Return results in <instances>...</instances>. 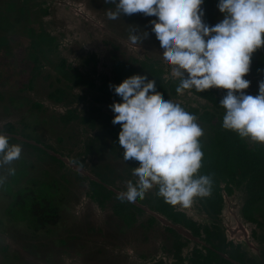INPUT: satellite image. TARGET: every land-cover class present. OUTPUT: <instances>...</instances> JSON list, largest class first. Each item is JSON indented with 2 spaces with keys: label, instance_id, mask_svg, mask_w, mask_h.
Listing matches in <instances>:
<instances>
[{
  "label": "rangeland",
  "instance_id": "1",
  "mask_svg": "<svg viewBox=\"0 0 264 264\" xmlns=\"http://www.w3.org/2000/svg\"><path fill=\"white\" fill-rule=\"evenodd\" d=\"M28 3L36 23L42 25L53 42L51 50L45 48L44 55H40L42 67L33 87L24 88L19 100L8 97L17 94L18 89L8 83H0V91L5 96L0 98V132L14 138L10 143L22 146L20 159L34 161L36 169L29 170L25 178L45 181L53 177L64 183L67 190L59 187L60 222L43 231H35L26 221L14 220L6 214V207L13 201L0 187V264H172L169 250L177 235L189 239L181 250L182 257H188L191 250L196 246L200 248L204 241L191 238L181 226H173L157 217L158 222L149 226L148 215L154 213L143 206L145 213L136 224L127 227L109 208L101 210L89 199L86 185L71 175L74 170L95 180V172H100L112 180L120 195L127 192L126 186L133 179L134 172L123 158H115L109 153V139H97L93 150L85 149L86 137L104 129L99 124L101 118H98L93 131L88 130V124L79 121L65 124L59 119L69 110L89 115L100 109L102 115L114 116L109 105L120 100L103 93L99 86L104 81L110 84L114 79L112 61L116 56L127 61L133 58L157 61L163 68V77H172L170 66L164 63L163 53L154 37H144L136 45L129 39L134 30L142 37L145 32L150 34L152 25L158 22L143 13L122 15L111 20L107 11L114 10L115 5L105 3V0H28ZM217 4L201 6L203 20L209 26L215 25L221 17ZM3 35L4 31L0 30V37ZM21 37L18 41L10 39L9 43L0 44V57L10 59L19 47L27 48L31 39L24 33ZM27 53L22 52V56ZM260 54H264V48L257 50L253 57L257 59ZM61 60L70 66L71 73L80 75L77 85L73 81L67 82L65 87L64 81L57 82L61 76L57 70ZM245 79L250 81L245 92L255 96L259 83L264 80V72L259 75L250 68ZM85 82L94 83V87H88ZM56 87L65 89L62 103L47 96ZM213 89L222 97L226 94V90ZM170 100L181 106L210 108L206 101L188 91ZM25 143L50 147L46 148L47 152L61 158L65 166L61 169L47 156L37 157ZM20 159L0 169V174L7 175V167L16 169ZM78 160H83V165H78ZM62 175L65 179L61 178ZM23 180L19 179L18 184L24 183ZM223 195V210L216 218L207 212L201 198L196 199L190 208H177L217 233L219 240L239 245L248 264H264V204L256 216L262 226H257L242 216L241 207L246 197L242 189H234L231 196ZM167 227L177 234L168 232Z\"/></svg>",
  "mask_w": 264,
  "mask_h": 264
},
{
  "label": "clouds",
  "instance_id": "2",
  "mask_svg": "<svg viewBox=\"0 0 264 264\" xmlns=\"http://www.w3.org/2000/svg\"><path fill=\"white\" fill-rule=\"evenodd\" d=\"M115 5L107 16L115 20L122 15L143 13L153 31L142 37L135 30L129 39L136 45L142 38L154 37L178 79L177 94L185 90L197 93L209 89L226 90L220 100L225 110L222 128L241 139L264 146V80L257 95L247 94L250 81L245 79L253 54L264 48V0H218L222 18L213 26L204 22V0H105ZM110 90L120 102L109 105L114 113L113 125L119 124V147L126 165H136L135 183L119 203L135 206L156 189L167 204L190 208L198 198L210 196L212 178L202 174L203 128L196 115L180 104L157 94L156 84L137 75L125 78ZM0 132V169L21 157L22 146L10 143ZM0 174V187L14 167Z\"/></svg>",
  "mask_w": 264,
  "mask_h": 264
},
{
  "label": "trees",
  "instance_id": "3",
  "mask_svg": "<svg viewBox=\"0 0 264 264\" xmlns=\"http://www.w3.org/2000/svg\"><path fill=\"white\" fill-rule=\"evenodd\" d=\"M217 2L218 0H204L202 6L209 3L213 5ZM31 12L28 0H0V30L5 33L0 37V44L9 43L10 39L18 41L22 38V33L31 39L29 46L27 48L19 47L18 52L12 58L0 57V83H8L18 89L17 94L8 96L18 100L21 98L20 93H23L24 88L31 89L33 87L42 67L40 55H44L45 48L51 50L50 46L53 42V39L43 31L42 25L36 23ZM219 16L222 17V14ZM24 51L28 52L26 56H22ZM251 63H254L251 68L256 74L260 75L264 72V54H260L257 59L252 56ZM57 70L61 74L60 78H57V82L64 81L65 87L68 86L67 82L74 81L76 85L80 82V75L71 73L73 70L65 64L64 60H61ZM112 70L114 79L110 84L118 85L125 78L137 75L142 79H147L149 83L156 84L157 94L166 100L178 95L176 93L178 79L172 77L165 79L163 68L157 61L134 58L127 61L116 56L112 61ZM86 84L88 87H94V83L87 82ZM110 84L102 82L99 86L100 91L111 94L120 100L121 98L113 90H110ZM185 91L203 99L210 105V108L204 109L182 106L186 111L196 115L198 123L203 130L205 129L201 138L204 156L200 172L211 176L213 181L210 196L201 198L205 209L215 218L220 216L224 206L223 193L231 196L234 189H242L246 196L241 207L243 218L249 223L262 226V222L256 216L261 205L264 204V146L253 143L250 145L247 140L241 139L236 133L222 128L225 110L220 106V100L223 97L218 95L214 89L201 93H197L195 90ZM64 95L65 89L56 87L47 96L57 103H62ZM3 97L5 96L0 91V98ZM99 111L100 109H95L93 110L94 114L79 115L76 110H69L64 115H60L59 119L65 124L70 121L88 124V130L93 131L97 126L98 118H101L99 124L104 129L95 133L94 136L86 137L85 149L93 150L97 139H109V153L115 158H123L118 141L119 124L113 125L114 116L102 115ZM10 138V140H14V138ZM25 145L31 148L37 157L47 156L57 162L61 169L65 166L61 158L47 152L46 148L51 149L50 147L29 143H25ZM76 163L83 165V160H78ZM34 165V161H27L26 158L20 159L19 165L15 169V175L8 176L9 179H6L2 187L13 201L6 207V214L14 220L26 221V224L35 231H43L60 222L61 206L59 203L61 200L59 199L61 195L59 187H64L65 190L67 187L59 179L53 177L46 179L47 181L36 180L34 177L25 178L29 170L32 172L36 169ZM131 169L135 172L137 166L133 164ZM71 175L75 180L86 185L87 196L99 209L109 208L113 215L127 227L138 222L145 213L142 207L146 206L151 213L163 217L172 225L181 226L190 234L191 238H201L204 241L200 248L194 247L188 257H182L181 250L187 246L189 239L177 235L178 237L176 236L172 242V249L169 250L173 259L172 264H248L245 253L239 245L219 240V235L212 232L209 227L194 221L177 206L169 205L157 196L155 188L148 192L145 199L138 202L137 205H122L118 202L122 195L117 193V186L100 172H95L97 180L88 179L75 170ZM61 178L65 179L63 175ZM19 179H24V183L18 184ZM129 183H135L134 179ZM148 216L147 224L149 226L158 222L156 216L150 214ZM166 230L177 234L172 228L167 227Z\"/></svg>",
  "mask_w": 264,
  "mask_h": 264
},
{
  "label": "water",
  "instance_id": "4",
  "mask_svg": "<svg viewBox=\"0 0 264 264\" xmlns=\"http://www.w3.org/2000/svg\"><path fill=\"white\" fill-rule=\"evenodd\" d=\"M154 215H156V217L157 218H159V219H163V220H165L163 217H161V216H159V215H157V214H154ZM169 224H170V222H168ZM174 226V225H173ZM186 231V230H185ZM187 232V231H186ZM188 233V232H187ZM189 234V233H188ZM189 236H190V234H189ZM191 237V236H190Z\"/></svg>",
  "mask_w": 264,
  "mask_h": 264
}]
</instances>
